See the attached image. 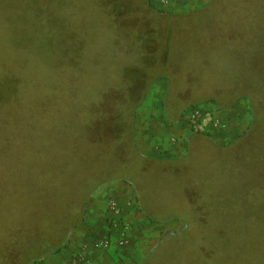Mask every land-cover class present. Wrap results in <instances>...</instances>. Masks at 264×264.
<instances>
[{"label": "rangeland", "instance_id": "rangeland-1", "mask_svg": "<svg viewBox=\"0 0 264 264\" xmlns=\"http://www.w3.org/2000/svg\"><path fill=\"white\" fill-rule=\"evenodd\" d=\"M205 102L259 119L140 150L148 105L178 123ZM126 182L157 235L125 264H264V0H0V264Z\"/></svg>", "mask_w": 264, "mask_h": 264}, {"label": "built area", "instance_id": "built-area-1", "mask_svg": "<svg viewBox=\"0 0 264 264\" xmlns=\"http://www.w3.org/2000/svg\"><path fill=\"white\" fill-rule=\"evenodd\" d=\"M157 1L161 5L169 6L175 3L176 0ZM151 109L152 108L149 110ZM152 115L153 114L150 113V117ZM139 116L136 115L134 122V128L137 134L145 133L146 131L143 127L140 129V126L136 124ZM250 122L251 109L244 103L241 105L239 103L229 111H224L220 109L219 106L214 105L213 102H205L203 105L196 104L190 106L180 116L178 123L167 121L171 126H179L184 132L182 134L174 132L169 139L170 143L175 145L176 150L179 148L177 145L183 144V139L188 131L208 135L217 143L226 144L244 133L250 126ZM161 141L162 140H160V143H162ZM160 143L157 144L154 149L158 147ZM165 151L167 150L165 149ZM120 185H127V183H113L105 190H114L116 192L119 190L118 187ZM126 197L127 198L123 201L124 203L122 202V198L117 195H113L108 199L106 226L104 230L92 234L89 239L79 245L71 255L70 264H89V256L93 251H106L111 248H127L138 240L139 234L135 231L134 219H132L128 212V207H134L137 204L133 189L129 194H126Z\"/></svg>", "mask_w": 264, "mask_h": 264}, {"label": "crops", "instance_id": "crops-1", "mask_svg": "<svg viewBox=\"0 0 264 264\" xmlns=\"http://www.w3.org/2000/svg\"><path fill=\"white\" fill-rule=\"evenodd\" d=\"M178 1L180 0H176V2ZM149 109L150 106L148 105V112L153 115L150 117V114L145 113L143 116H139L138 122H136L137 126H140V129L143 127V129L146 130L145 133L137 134L138 146L144 153H147L150 148L153 150V148L160 143V140H163L162 131H164V128L169 129L167 125H170L167 121L176 123L172 121L173 119L169 120L166 118L162 120L161 115V121H159V119L157 120V117L154 116V112H151L152 110L149 111ZM171 130L177 134L184 133L179 126L171 127ZM209 138L212 139V137ZM126 183L128 186L120 185L118 187L119 190L116 192L114 190H104L102 196L94 197L90 202L92 207L90 211L91 215H87L86 213L78 226L72 230L65 248L61 252L50 255L38 264H70V258L74 250L85 242V240L89 239L92 234L104 230L106 226V208L108 199L113 195H117L122 198L123 202L124 199L127 198L126 194H129L133 188L130 183ZM128 212L132 219H134L133 221L135 222V225L141 223L145 224V232L139 234L138 240L127 248H111L106 251H93L89 256V264H125L129 259L140 256L145 248L150 245V239L153 235H157L155 222L145 216L141 211L135 210L133 206L128 207Z\"/></svg>", "mask_w": 264, "mask_h": 264}, {"label": "trees", "instance_id": "trees-1", "mask_svg": "<svg viewBox=\"0 0 264 264\" xmlns=\"http://www.w3.org/2000/svg\"><path fill=\"white\" fill-rule=\"evenodd\" d=\"M250 109H251V114L253 115L254 119H252V115H251L252 120L250 122V126L248 127V129L244 133H247L249 131V129L252 132L254 127L256 126L257 121H258L257 119H259V112H258L259 107L255 106L254 102L250 103ZM132 119H134V114H133L131 120ZM131 127H133V122H131ZM140 156L143 158H146L145 156H143L141 154H140ZM92 195H93V192L90 194L87 202L90 201ZM81 207H82L81 208L82 212H84L85 209L87 208L86 204L82 205ZM137 208L145 216L153 219V216H151V213L147 209H144V207L140 206L139 202H138ZM78 221H79V218L75 219V221H73L70 224H67L64 227H62L61 229H59V231H55L58 233L57 234L54 233L53 235H50V237L47 236V234L45 236L43 235L44 239H46V240H44V239H40V240L49 241L48 242L49 244H44V246H42L40 248L39 246L42 244V241H40L41 243L40 242L37 243L38 244V250H36L37 245L35 243V245H36L35 250L36 251H34L33 254H31L29 256H28V254L30 252L28 253V248H21L20 249V248H12V246L10 248H11V250L17 249L18 251H20L22 253V256L24 258V262H20L19 264H38L43 260L42 258L47 257L48 254L52 250H54L53 253H57V252H61L65 248V246L68 242V237L70 236V233L72 232V230L76 227ZM6 255H7V252H6ZM7 264H9V261H7Z\"/></svg>", "mask_w": 264, "mask_h": 264}]
</instances>
